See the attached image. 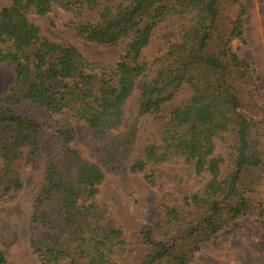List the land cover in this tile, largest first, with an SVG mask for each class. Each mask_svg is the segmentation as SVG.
<instances>
[{"label":"trees","instance_id":"trees-1","mask_svg":"<svg viewBox=\"0 0 264 264\" xmlns=\"http://www.w3.org/2000/svg\"><path fill=\"white\" fill-rule=\"evenodd\" d=\"M230 5L239 7L234 19ZM54 6L71 14L70 35L105 47L126 44L119 58L93 61L43 35L30 16ZM244 15L240 0H10L0 8V65L14 67V83L0 97V205L23 191L26 156L42 153L28 232L40 264H190L234 221L249 216L264 226V126L250 116L264 94L232 46L244 41ZM173 21L181 23L176 34L156 45V31ZM138 83V116L126 124ZM184 88L189 98L130 163L160 190L162 219L129 240L98 201L107 172L127 164L140 118L161 113ZM64 111L87 125L98 159L71 146L72 129L49 132L51 116ZM217 141L231 142L228 159L215 155ZM173 164L183 167L177 197L156 174ZM197 177H207L201 189L181 190ZM0 264H7L2 250Z\"/></svg>","mask_w":264,"mask_h":264},{"label":"rangeland","instance_id":"rangeland-1","mask_svg":"<svg viewBox=\"0 0 264 264\" xmlns=\"http://www.w3.org/2000/svg\"><path fill=\"white\" fill-rule=\"evenodd\" d=\"M245 9L244 41L235 40L232 46L238 55L252 66V76L262 94H264V0H240ZM10 0H0V8L8 6ZM231 18L239 13L237 5L226 9ZM30 20L37 24L43 35L58 43H70L81 51L88 59L98 62H113L119 58L126 44L105 47L85 42L70 35L65 26L72 22L70 13L54 6L46 16L31 15ZM180 22H170L159 28L156 33L158 42L170 40L180 27ZM14 83V67L11 63L0 65V97ZM140 83L128 101L125 123L129 124L138 116V93ZM189 91L181 89L174 100L168 103L161 113L149 114L140 118L137 143L132 155L122 171L114 174L107 172L102 192L98 201L106 203L124 228L127 239L133 237L147 226L157 225L161 219L158 188L151 187L141 175L133 174L131 161L139 156L146 145L152 140L153 131L160 127L168 118L176 105L183 104L189 98ZM250 116L264 126V103L252 109ZM48 123L53 129L69 128L74 132L71 143L87 160L98 159L99 144L92 138L87 125L77 120L69 111L54 114ZM231 142H216L215 155L228 159ZM45 165L42 153L26 156L22 175L24 188L18 199L10 205H0V250L7 259V264H40L36 254L28 244L30 214L33 196L42 184ZM229 163L223 167L226 170ZM183 167L173 164L156 170L159 185L168 194L177 197L176 178ZM207 177H197L188 184H182L181 190L189 193L201 189ZM190 264H264V226L258 225L249 216L234 221L229 227L218 233L211 241L203 243Z\"/></svg>","mask_w":264,"mask_h":264}]
</instances>
